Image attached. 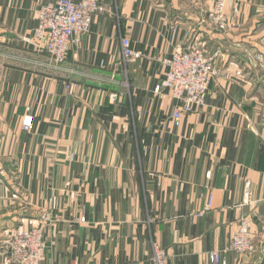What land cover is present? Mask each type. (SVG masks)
<instances>
[{
  "label": "crops",
  "instance_id": "obj_1",
  "mask_svg": "<svg viewBox=\"0 0 264 264\" xmlns=\"http://www.w3.org/2000/svg\"><path fill=\"white\" fill-rule=\"evenodd\" d=\"M49 1L0 0V259L4 230L42 227V264H154L155 245L166 264H264V0H234L226 34L200 23L213 0H103L58 66L30 39ZM195 44L220 76L175 119L155 88ZM244 218L251 254L231 250Z\"/></svg>",
  "mask_w": 264,
  "mask_h": 264
},
{
  "label": "built area",
  "instance_id": "obj_2",
  "mask_svg": "<svg viewBox=\"0 0 264 264\" xmlns=\"http://www.w3.org/2000/svg\"><path fill=\"white\" fill-rule=\"evenodd\" d=\"M105 11L103 0H51L38 10L37 26L30 39L43 44L50 60L56 66L61 65L69 50L79 45L91 32L95 17ZM239 15L240 8L234 0H213V8L208 10L200 23L226 34L235 27ZM121 48L125 64L142 58V53L132 47L129 37L122 38ZM255 59L264 65V53L256 55ZM164 64L167 67L165 80L155 88V92L161 94L168 90L173 99L181 102L174 112V118L180 119L191 114L195 108L203 107L212 81L220 76L214 57L195 44L187 51L176 52ZM112 97L115 100L117 95ZM23 128L27 131L34 128L31 114L24 117ZM80 222L86 223V217L83 216ZM251 229L250 220L242 219L234 234L231 250L240 254L253 253L255 245ZM6 242L7 255L14 264H42L47 248L42 227L14 229ZM210 258L212 264H222L224 261L220 251L212 252ZM166 259V254L155 245L153 263L166 264Z\"/></svg>",
  "mask_w": 264,
  "mask_h": 264
},
{
  "label": "rangeland",
  "instance_id": "obj_3",
  "mask_svg": "<svg viewBox=\"0 0 264 264\" xmlns=\"http://www.w3.org/2000/svg\"><path fill=\"white\" fill-rule=\"evenodd\" d=\"M258 69H260V71H264V65L262 66V65H259V68ZM5 226V225H4ZM19 228V227H18ZM17 227L16 228H14V229H18ZM24 228V227H23ZM14 229H10V228H8V229H6V230H4V236H9L10 234H9V231H13ZM10 232V233H11ZM7 236V237H8ZM7 241V240H6ZM5 241V242H6ZM5 244V243H4ZM1 252L3 253V252H5L4 250H1ZM0 264H14L13 262H12V260L9 258V256L8 255H4V257H3V259H0Z\"/></svg>",
  "mask_w": 264,
  "mask_h": 264
}]
</instances>
